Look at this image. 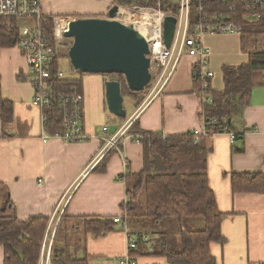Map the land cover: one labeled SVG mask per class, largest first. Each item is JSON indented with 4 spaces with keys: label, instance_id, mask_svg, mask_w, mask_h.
Returning <instances> with one entry per match:
<instances>
[{
    "label": "crops",
    "instance_id": "1",
    "mask_svg": "<svg viewBox=\"0 0 264 264\" xmlns=\"http://www.w3.org/2000/svg\"><path fill=\"white\" fill-rule=\"evenodd\" d=\"M41 3L44 16L70 20L108 17L115 4L114 0H42ZM20 21V27L33 23L30 19ZM258 39L251 47L240 34L205 35L209 67L214 72L209 84L213 90L224 88L225 64L246 63L250 52L264 51V41ZM196 59L184 56L162 92L146 103L147 97L141 104L135 103L130 112L124 107L125 118L108 109L106 85L111 79L108 74L75 69L74 76L82 79L84 130L89 139L69 142L44 137L43 110L33 103L34 86L29 79L27 59L16 44L0 45V182L14 203L18 218H52L58 206L63 213L73 216L123 215L122 204L128 198L123 154L131 170L138 173L144 167L143 145L132 140L127 132L121 137L119 148L97 156L107 138L128 121L137 120L142 129L164 134L186 133L202 127V99L194 87ZM60 68L63 70L61 64ZM259 75L250 104L244 109V123L254 129L246 133L243 142L233 143L228 133L204 138L212 146L208 158L209 184L219 209L225 214L221 224L225 240L211 244L217 264H264V193L235 192L232 186L235 172H259L264 176V80ZM2 101L11 102L13 107L12 121L6 126L1 118ZM104 125L109 130L98 137ZM235 145L244 146L245 150L234 153ZM98 167H105V171L96 170ZM84 236H77L75 241L81 243ZM85 246L78 256L82 257L86 251L91 264H118V259L127 252V233L118 225L100 237L88 234ZM136 260L139 264H168L165 257L150 253L139 255ZM0 264H5L1 244Z\"/></svg>",
    "mask_w": 264,
    "mask_h": 264
},
{
    "label": "trees",
    "instance_id": "2",
    "mask_svg": "<svg viewBox=\"0 0 264 264\" xmlns=\"http://www.w3.org/2000/svg\"><path fill=\"white\" fill-rule=\"evenodd\" d=\"M199 1H203L209 11L221 7L220 0ZM114 3L128 7L159 8L173 15L177 14L178 6L175 0H114ZM234 19L244 23V43L247 36L253 38L263 33L264 21L242 22L240 16ZM20 23L18 18L0 17L1 46L17 44ZM42 24L48 38L55 45L54 18L44 16ZM62 56L58 52L54 72L60 69L59 60ZM222 70L224 88L216 91L210 87V79L206 80L195 73L194 69L195 91L201 96L206 88L205 93L212 99L203 106L209 134L201 136L199 141H195L192 131L179 134L152 132L142 129L137 120L128 129V133L142 137L140 143L143 145L144 167L135 173L128 164V173L124 176L128 199L122 204L123 208L126 210L125 207L132 204L137 193L144 191L146 216L157 223L168 222L171 225L169 230L160 232L157 238L138 232V246L131 252L135 259L139 255L150 253L165 257L168 264H217L211 244L225 240L221 232L225 214L219 209L215 193L209 184L208 158L212 146L207 145L204 138L216 133H228L234 134L233 143L243 142L246 133L254 129L244 123V109L250 104L256 75L264 72V51L250 52L246 63L225 64ZM108 75L119 76L123 95L130 96L136 104H141L144 99L142 91H132L124 75ZM49 82L51 93L56 97L61 93L72 92L74 87L83 93L81 77H53ZM63 108L57 101L44 109V129L48 133L54 134L60 130ZM12 117L11 102L2 101L3 125L9 124ZM244 150V146L233 147L234 153ZM96 170L105 171V167H98ZM232 186L235 192L264 193V176L259 172H235L232 175ZM3 187L0 182V244L4 247L5 264H38L44 240L47 237L49 242L51 236L52 228L48 231L51 218L35 216L20 220L14 203L7 197ZM188 217L203 218L204 228L190 229L182 225L174 228ZM116 226L118 224L114 222V216H73L63 213L51 248V263L91 264L86 251L82 257L78 256L79 250L84 249L86 236L91 234L93 237H100L115 230ZM78 229L85 235L81 243L72 238V233ZM47 232L49 237L46 236Z\"/></svg>",
    "mask_w": 264,
    "mask_h": 264
},
{
    "label": "built area",
    "instance_id": "3",
    "mask_svg": "<svg viewBox=\"0 0 264 264\" xmlns=\"http://www.w3.org/2000/svg\"><path fill=\"white\" fill-rule=\"evenodd\" d=\"M177 6V24L175 34L170 46L164 42L163 22L167 15H173L162 9L149 7H127L120 6L118 16H123L129 24L137 30H141L149 44L151 81L148 85L149 92L145 103L162 92L167 82L176 71L180 60L186 56L197 58L194 64L195 73L206 80L214 76V72L209 67L207 54L209 49L204 45V37L207 34H240L244 32V23L237 22L234 18L240 16L242 22L264 21V0H220L221 7L214 11L203 1L196 0H175ZM42 0H0V17L30 19L32 24L20 27L17 46L27 59L29 64V79L34 86L33 103L43 110V121L46 118L44 109L54 102L62 104L61 128L54 134L44 132L45 138H60L65 141H84L89 136L84 130V95L75 87L72 92L61 93L58 97L51 93L50 79L57 77L66 78L64 71L60 68L54 72L58 47L65 39V32L68 30L69 18H54V40L55 45L48 38L45 27L42 24L44 17ZM154 9V11L149 10ZM147 13V15H143ZM61 20V22L59 21ZM138 30V31H139ZM264 35V27L262 28ZM206 87V86H205ZM206 88L201 95L202 106L211 101L207 96ZM144 103V104H145ZM141 107H143V105ZM141 107L137 110L139 111ZM132 122L123 126L113 136L107 138L106 145L97 157L104 156L113 148H119L121 137L128 132ZM109 130L108 125L102 127V134ZM195 141H199L201 136L208 135L207 122L204 119L200 128L192 130ZM129 137L136 142H140L142 137L138 134L129 133ZM233 142L234 134H230ZM125 171L128 173L129 164L126 155L123 154ZM63 214L62 207H57L54 215L50 219L48 231L57 225ZM114 222L121 226L127 233V252L118 259V264H139L132 257L131 252L138 246V238L129 229L126 214L114 216ZM55 230L51 233L52 240L47 242V237L42 247L38 264L51 263V248L53 245Z\"/></svg>",
    "mask_w": 264,
    "mask_h": 264
},
{
    "label": "water",
    "instance_id": "4",
    "mask_svg": "<svg viewBox=\"0 0 264 264\" xmlns=\"http://www.w3.org/2000/svg\"><path fill=\"white\" fill-rule=\"evenodd\" d=\"M120 5L114 4L108 17H81L70 22L65 36L73 39L69 57L76 70L84 73L121 74L132 91H143L151 81L150 49L145 37L133 26L117 19ZM177 17L163 22L164 42L170 46ZM108 109L118 117L127 116L121 81L106 85Z\"/></svg>",
    "mask_w": 264,
    "mask_h": 264
},
{
    "label": "rangeland",
    "instance_id": "5",
    "mask_svg": "<svg viewBox=\"0 0 264 264\" xmlns=\"http://www.w3.org/2000/svg\"><path fill=\"white\" fill-rule=\"evenodd\" d=\"M129 7H133V6H129ZM134 7H139V6H134ZM149 8H154V7H149ZM155 9H159V8H155ZM149 10L154 11V9H149ZM117 19L126 23V24H129L127 19L124 18L122 15L117 16ZM256 38H260V39H258V40H260V42L264 41V35L263 36L258 35V36H254L253 38L251 36H247L245 42L249 43L250 46L252 47L255 44L254 42H256V40H255ZM72 44H73V39L65 36L63 43L61 44V46L58 47V52L68 56L69 55V49L72 46ZM67 56H63L60 60V64L62 65L63 71H64L66 77H77V76H74L76 71H75V68H73V66H72L71 59L69 56L68 57ZM80 74H81V72H80ZM259 76L262 78V80H264V74H260ZM118 77L114 76V77H111V79H117L118 80ZM143 91L141 94L144 96L143 98H145V96L149 92V87L147 86V88ZM133 102H134V104H133ZM135 103H136L135 100L133 98H131L130 96H124V107L127 108L129 112L135 108ZM129 204L125 207L126 210L124 209V214H126V216L128 218L129 229L132 231V233L134 235H137L138 232H141L143 234L151 235V237L157 238V237H159L160 232L167 231L171 228V225H169L168 222H167V224L166 223L163 224L162 222L157 223L154 221L153 218L146 216V200H145V192L144 191L138 192L136 197L132 199V204L131 205H129ZM180 225H182L185 228H190V229H202L205 226V221L203 218H200V217H188V218L184 219V221L181 222L178 226H175L174 228L177 229V227H179ZM53 230H55L54 227L52 229V232H53ZM48 234H49V232H47L46 236L49 237ZM81 234H82L81 231L73 232L72 238L74 237V239L76 240L77 236L79 237ZM54 237H55V235H54ZM74 239H72V241ZM50 240H52V236L49 237L48 241L50 242ZM44 242H45V240H44ZM73 249L74 248L72 246L71 251H73Z\"/></svg>",
    "mask_w": 264,
    "mask_h": 264
},
{
    "label": "bare ground",
    "instance_id": "6",
    "mask_svg": "<svg viewBox=\"0 0 264 264\" xmlns=\"http://www.w3.org/2000/svg\"><path fill=\"white\" fill-rule=\"evenodd\" d=\"M143 15H147V13L143 14ZM139 30V29H138ZM139 32L142 34L141 30H139Z\"/></svg>",
    "mask_w": 264,
    "mask_h": 264
}]
</instances>
